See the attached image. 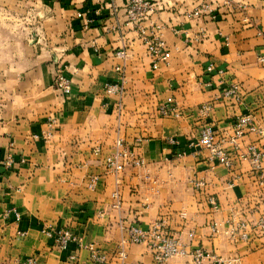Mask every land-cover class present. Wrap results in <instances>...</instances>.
Returning a JSON list of instances; mask_svg holds the SVG:
<instances>
[{"label":"crops","instance_id":"obj_1","mask_svg":"<svg viewBox=\"0 0 264 264\" xmlns=\"http://www.w3.org/2000/svg\"><path fill=\"white\" fill-rule=\"evenodd\" d=\"M148 1L135 20L132 0H0V264H194L159 263L147 242L121 257L129 226L161 220L189 251L264 264V0ZM154 35L170 53L157 67ZM248 115L257 130L236 148L235 121ZM207 123L231 167L194 144ZM118 138L145 163L111 171ZM252 145L257 162L243 156ZM14 209L19 219L4 216ZM60 228L80 239L59 247Z\"/></svg>","mask_w":264,"mask_h":264},{"label":"built area","instance_id":"obj_2","mask_svg":"<svg viewBox=\"0 0 264 264\" xmlns=\"http://www.w3.org/2000/svg\"><path fill=\"white\" fill-rule=\"evenodd\" d=\"M133 7L130 9V16L132 19H139L144 17L148 11L152 10V4L148 0H132ZM145 41L147 44L148 51L153 58L154 66L157 67L161 61H166L170 53L167 50L165 41L159 36H145ZM118 55L125 57L126 51L122 50L118 52ZM56 80L58 87L66 94L70 93L72 90V84L70 79L64 74V69L59 68L56 74ZM109 92L117 91L116 86H109ZM212 109L211 104H204L201 107L203 113H207ZM160 112L163 115H180L182 112L175 107H168L167 105H162L160 107ZM239 124L237 125V134L239 136L244 135L247 131L257 130L255 120L252 116H242L239 118ZM199 144L204 145L208 148H212L214 157L218 158L220 162L226 165H232V159L227 155V153L222 150H217L216 144V134L214 130L207 126L201 135ZM251 156L256 162L260 158V153L257 151L255 146H250L247 154L245 156ZM144 160L141 156L137 155L135 151L125 144L124 140L118 138L116 141V149L114 153L108 157L107 166L115 174L121 173L126 167L130 165H142ZM260 170V182L264 184V168L258 166ZM94 181V180H93ZM94 182L92 183V186ZM114 198L117 199L116 204L120 203L119 192L114 193ZM15 214L19 219L21 217L20 213L14 210H8L4 216L10 217ZM244 225V224H243ZM264 225V223H262ZM245 226V225H244ZM243 227V226H242ZM129 236L123 238L121 243L120 255L122 258L127 257L126 245L127 243H140L147 242L154 254V258L159 263H165L168 259L174 256H183L191 254L193 256L194 264H204L205 259H213L212 264H222V258H218L216 255L206 252L202 248L194 249L193 251L188 250V244L182 242V240L165 230L164 222L157 221L148 230L143 229L137 224H132L128 227ZM56 235V241L59 247L66 248L70 243L78 241L80 238L69 228H60L54 231ZM243 236H246L245 234ZM93 259L95 261L101 262L104 257L93 252ZM24 264H37V260L34 257H28Z\"/></svg>","mask_w":264,"mask_h":264},{"label":"rangeland","instance_id":"obj_3","mask_svg":"<svg viewBox=\"0 0 264 264\" xmlns=\"http://www.w3.org/2000/svg\"><path fill=\"white\" fill-rule=\"evenodd\" d=\"M180 115H182V114H180ZM180 115H175V116H180ZM165 116H171V115H165ZM236 122V124L234 125V129H236L235 130V136H234V138H233V140H232V142L234 143V144H236V148H238L239 147V143L237 144V142H238V140L242 137V136H239L238 134H237V125L239 124L238 122H239V118H238V120L237 121H235ZM207 126H209V127H211L213 130H214V132H215V134H216V141H217V144H216V147H217V150H222L223 152L225 151L226 153H227V155L232 159V156L229 154V152L225 149V147H224V143L222 142V139H220L221 137H220V133L213 127V126H211L209 123H207V124H205V125H203V127H202V129H201V135H202V133H203V130L207 127ZM201 135H200V138H201ZM200 138H199V140L197 141V142H194V144L198 147H206V146H204V145H201V144H199V141H200ZM238 145V146H237ZM206 148H208V147H206ZM211 150H212V148H210ZM113 154V153H112ZM111 154V155H112ZM240 154V153H239ZM212 156H214V153H213V150H212ZM243 156H245V154H243ZM218 159V158H217ZM144 160V159H143ZM219 160V159H218ZM219 162H220V160H219ZM145 163V162H144ZM222 163V162H221ZM222 164H224V163H222ZM143 165V164H142ZM226 165V164H225ZM232 165H233V159H232ZM231 165V166H232ZM134 166H136V165H134ZM138 166V165H137ZM226 166H229V167H231L230 165H226ZM127 168V167H126ZM125 168V169H126ZM124 169V170H125ZM123 170V171H124ZM122 171V172H123ZM94 182V184H95V182H96V180H94L93 181ZM197 184H198V186H203L204 184H203V182L202 181H200V182H197Z\"/></svg>","mask_w":264,"mask_h":264}]
</instances>
